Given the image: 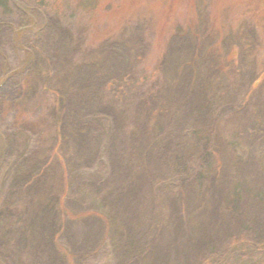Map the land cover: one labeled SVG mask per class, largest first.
Listing matches in <instances>:
<instances>
[{
  "label": "rangeland",
  "instance_id": "obj_1",
  "mask_svg": "<svg viewBox=\"0 0 264 264\" xmlns=\"http://www.w3.org/2000/svg\"><path fill=\"white\" fill-rule=\"evenodd\" d=\"M188 27H205L203 37L212 35L206 41L213 43L207 52L212 49L218 55L222 80L229 83L232 94L239 92L237 108L245 109L234 113L219 106L212 112L213 127L203 126L208 150L216 147L218 152L232 154L234 159L255 157L257 170L264 176V145L251 146L243 137L248 124L264 128V0H0V208L12 195L25 198L34 195L33 190H42L51 195L52 203L56 202L60 220L67 217L73 223L70 227L76 237H81L85 230L79 218L96 215L105 222V237L93 253L82 258L81 264H117L122 241L114 230L124 222L135 225L133 213L137 210L132 183H137L140 169L135 167L132 174L129 171L128 178L122 172L118 175V182L110 184V200L81 184L82 180L110 178L105 152L111 121L106 115L85 118L84 122L94 120L99 133L90 155L78 151L72 138L65 140L61 135L69 128L63 126L60 99L66 95L60 92L65 89L67 94H74L68 86L81 67H85L80 73L87 82L91 76L103 78L107 84L96 95L103 105L119 112L121 132L132 137L140 130L138 99L170 86L168 78L162 75L160 61L170 37ZM53 29L55 35L59 30H64L63 34L68 32L70 46H74L71 53L64 52L50 37ZM112 42L124 43L127 51L122 54L127 69L123 73L128 78L116 88L108 83L111 73L102 59L110 51L106 46ZM206 49L203 60L210 64L214 57ZM35 51H39V57ZM187 59L190 60V54ZM196 75L197 71L193 76ZM194 92L201 94L198 89ZM178 98L169 93L165 105L160 102L159 111L173 118L180 111ZM157 127L159 130V123ZM182 137L190 143L196 140L190 129ZM188 148L186 172L194 176L204 168L201 149L198 157L195 149ZM231 161L233 164L234 160ZM30 173L40 174V182L28 190L23 186L31 187V181L23 183V179ZM172 177L171 182L179 179ZM115 181L116 175L110 183ZM141 181L144 184L146 179ZM160 189L161 186L155 188L159 196ZM118 193L124 197L123 205L117 208L113 200H117ZM23 201L17 203L16 211L25 206ZM157 201L158 212L164 213L161 198ZM21 227L22 223H15L5 237L7 243L0 245V264H39L31 254L32 240ZM59 243L68 263L54 260V264H78L69 254L70 247L64 248L65 241ZM175 262L173 257L172 264ZM218 264H264V245L259 248L248 241L241 242Z\"/></svg>",
  "mask_w": 264,
  "mask_h": 264
},
{
  "label": "trees",
  "instance_id": "obj_2",
  "mask_svg": "<svg viewBox=\"0 0 264 264\" xmlns=\"http://www.w3.org/2000/svg\"><path fill=\"white\" fill-rule=\"evenodd\" d=\"M205 30V27H195L193 30L188 27L170 37L160 61L162 75L168 78L170 86L165 90L158 88L156 93H147L138 99L140 130L132 137L121 132L122 116L119 112L103 105L96 95L106 83L103 78L97 80L91 76L87 82L80 73L85 67H81L68 86L74 94H67L65 89L60 92L66 95L60 99L64 110L63 126L69 128L66 132L61 131V135L65 136V140L72 138L78 151L90 155L94 138L99 133L94 128V120L84 122L85 118L106 115L111 121L105 152L110 178L107 181L82 180L81 184L110 200L113 192L111 185L118 182V175L122 172L128 178L129 171L132 174L135 167L140 169L137 183H132L133 203L137 210L133 213L136 227L124 222L114 230V234L119 235L122 241L121 259L117 264H172L173 257L176 264H218L234 245L241 242L248 241L259 248L264 245V176L257 170V159L249 156L234 159L230 153L229 156L224 153V156L221 151L218 152L213 147L217 144H210L213 147L211 150L205 144L207 136L203 135L206 132L203 126L213 127L211 115L217 107H227L234 113L245 110L237 108L239 92L232 94L229 83L222 80L218 55L212 49L207 52L213 43L211 40L210 44L206 42L212 35L208 33L203 37ZM63 31L59 30L58 35H55L53 29L50 37H54L55 43L63 47L64 52L68 50L67 53H71L74 46H70L68 32L63 34ZM106 47L110 51L104 53L102 59L111 73L108 83L116 88L125 81V77L128 78L123 73L127 70L122 54L127 52L126 46L124 43L112 42ZM205 49L208 55L214 57L210 64L203 60ZM35 54L40 56L39 51H35ZM189 54L190 60L187 59ZM34 61L38 65L39 61ZM196 71L198 75L193 76ZM194 89L200 90L201 94H195ZM169 93L180 100V111L173 118L159 111L162 108L160 102L164 106ZM184 94L192 97L187 98ZM69 119L73 121L68 122ZM151 121L153 123L150 125ZM158 123L161 126L159 130ZM247 126L243 137L249 145H264V128L259 124ZM189 129L196 135V140H190L193 143L182 137L185 130ZM188 147L195 149L198 157L201 151L200 162L205 168V171H202L203 168L194 176L186 172L190 155ZM231 160H234L233 164ZM39 175L28 174L23 183L31 181V187L23 188L33 189L40 182ZM114 175L116 181L110 183ZM172 176H178L179 179L171 182ZM142 179H146L144 184ZM158 186H161L160 196L155 192ZM33 191L34 195L25 198L12 195V199L1 206L0 245L7 243L8 238L5 237L12 232V226L22 223L21 228L32 240L30 253L37 262L39 260V264H54L55 261L64 260L68 263V256L59 240L65 241L67 247L64 248L68 250L70 247L72 259L81 264L82 258L93 253L104 239L105 222L92 214L80 217L85 230L81 237H76L70 227L73 223L67 217L60 220L61 212L56 202L52 203L51 195L42 190ZM38 194L40 199L37 198ZM116 195L117 200L113 202L118 208L120 204L123 205L124 195ZM158 197L161 198L164 213L158 212ZM20 200H24L25 206L16 211L14 208ZM33 210L36 213L31 214Z\"/></svg>",
  "mask_w": 264,
  "mask_h": 264
}]
</instances>
